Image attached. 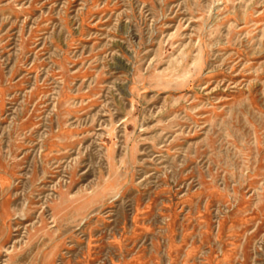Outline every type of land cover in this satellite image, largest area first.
<instances>
[{"label":"rangeland","instance_id":"obj_1","mask_svg":"<svg viewBox=\"0 0 264 264\" xmlns=\"http://www.w3.org/2000/svg\"><path fill=\"white\" fill-rule=\"evenodd\" d=\"M0 264H264V0H0Z\"/></svg>","mask_w":264,"mask_h":264}]
</instances>
